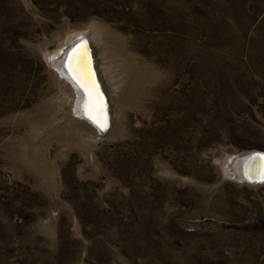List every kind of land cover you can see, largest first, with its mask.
Masks as SVG:
<instances>
[{"label":"rangeland","instance_id":"1","mask_svg":"<svg viewBox=\"0 0 264 264\" xmlns=\"http://www.w3.org/2000/svg\"><path fill=\"white\" fill-rule=\"evenodd\" d=\"M77 31L138 62L99 137L45 58ZM259 150L264 0H0V264H264V183L226 170Z\"/></svg>","mask_w":264,"mask_h":264},{"label":"bare ground","instance_id":"2","mask_svg":"<svg viewBox=\"0 0 264 264\" xmlns=\"http://www.w3.org/2000/svg\"><path fill=\"white\" fill-rule=\"evenodd\" d=\"M97 35L92 31L73 32L52 46L51 49L46 52L45 58L49 62L50 67L54 68L52 70L58 77V84L65 95L66 106L61 113L63 123L72 127L76 126V128H81L86 131L87 134L99 137L106 133L108 134L112 129L113 120L116 116L115 111L117 106L115 105L120 104L121 89H123L124 86L126 87V82L125 80L122 81V78H131L135 68L138 69V62L131 54L122 49L114 36L111 35L102 45L98 44L100 39L97 38ZM78 36L79 39L85 36L89 40L88 42L92 50L93 65L90 64L89 61L83 60V56L78 55L74 59L68 61V67L65 69L64 49L71 45ZM145 70L146 67L142 66L138 71L137 76L139 77V85L145 82ZM133 84L134 83H131V87L134 86ZM102 88L106 93L109 104V114L107 121L104 123H102L100 117L90 118L88 115H84L81 110L83 99L86 98L88 101L86 112L93 114L94 111L96 114L93 115H101V109L103 110L104 107V102L102 101V99L104 100V98H102L104 96L102 94ZM256 152L257 151L243 152L227 158L226 170L230 173L232 171L231 174L235 180L242 181L244 179V171L242 172L243 163L247 158L252 156V154L255 156ZM251 165L250 167L246 166L245 172L247 175H250L252 178H255L256 175L257 177L263 175L264 158L257 159L253 167H251Z\"/></svg>","mask_w":264,"mask_h":264},{"label":"water","instance_id":"3","mask_svg":"<svg viewBox=\"0 0 264 264\" xmlns=\"http://www.w3.org/2000/svg\"><path fill=\"white\" fill-rule=\"evenodd\" d=\"M88 41L89 40L85 36H82L80 39L78 36L77 39L75 41H73V43L71 45H69L68 47H66L64 49V51H65L64 67H65V69L68 67L67 66L68 61L74 59L78 55L83 56V60L85 59V61L87 60L90 62V64L93 65V57L91 54L92 50H91V47H90V44ZM52 69H54V68H52ZM67 72H68V70H67ZM102 94L104 95V96L102 95L103 96L102 98H104V100L102 99V101L104 102V104H103L104 107H103V110L101 109V115L100 116L93 115V114H96V113H94V111H93V114L92 113L89 114L86 112L87 107H88V101L86 98L83 99L81 110L84 113V115H86V116L88 115L90 118L100 117V119H102V123H104L105 121H107V117L109 114V104H108V99H107L106 93L103 91V88H102ZM86 118H88V117H86ZM108 121H109V119H108ZM253 155L254 154H252V156L247 158L245 160V162L243 163L242 172L244 171V179L240 182L252 184V185H258L259 183L263 184L264 183V173H263V175L260 176L261 178L257 177V175L255 178H252L250 175H247L245 172L246 166L250 167V165L252 164L251 167H253L254 163L257 159L264 158V152L260 151V150L255 153V156H253ZM231 173H232V171H231Z\"/></svg>","mask_w":264,"mask_h":264}]
</instances>
